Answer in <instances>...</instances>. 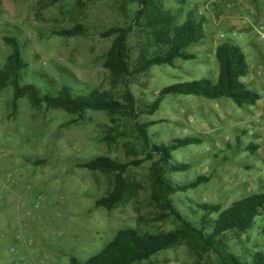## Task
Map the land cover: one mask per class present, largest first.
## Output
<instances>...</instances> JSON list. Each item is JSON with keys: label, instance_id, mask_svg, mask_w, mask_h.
Masks as SVG:
<instances>
[{"label": "rangeland", "instance_id": "rangeland-1", "mask_svg": "<svg viewBox=\"0 0 264 264\" xmlns=\"http://www.w3.org/2000/svg\"><path fill=\"white\" fill-rule=\"evenodd\" d=\"M213 1L164 0V5L178 13L180 21L191 11L203 17L209 48L219 43L239 46L249 70L256 72L259 64L264 66L255 62L258 49L264 52V40L257 34V29L264 27V0H219L223 12L241 14L231 31L209 27L208 21L221 14H216ZM138 9L129 0H0V70L12 53L4 38H16L31 71L41 73H31L28 79L23 76L22 86L39 85L53 96L63 84L83 90L92 87L110 91L121 101L128 91L139 112L167 87L202 79L217 82L215 52L207 46H193L188 53L197 57L194 61L153 67L124 85L114 83L104 63L116 37L104 38L102 34L116 28L132 29L127 40L130 69L137 67L142 55L151 58L157 51L151 34L135 24ZM75 27L83 28L85 35L66 38L57 34ZM42 74L49 78L42 79ZM248 86L264 96V84L260 90L251 83ZM12 98L11 88L0 95V264H70L72 257L86 262L121 230L156 234L179 228L173 218L163 219L151 200V162L145 161L130 120L116 118L113 122L106 114L92 112L80 120L63 111L34 109L26 99L19 102L14 114ZM139 122L156 124L149 134L159 146H169L177 139H202L200 146L176 151L171 162L190 166L186 173L170 176L176 183L210 179L194 191L173 197L176 209L195 227L199 217H191L188 208L205 203L226 209L243 198L264 193L263 102L238 108L229 99L169 95L155 115H141ZM249 145L260 149L253 154ZM102 157L127 164L143 161L139 167L131 166L127 174L129 182L137 186L136 195L113 211L96 207V202L112 191L113 178L80 168ZM8 175H12L11 181ZM242 239L246 242H240L233 254L244 261H250L255 252L264 254V215ZM143 264L219 261L213 254L184 245Z\"/></svg>", "mask_w": 264, "mask_h": 264}, {"label": "trees", "instance_id": "trees-1", "mask_svg": "<svg viewBox=\"0 0 264 264\" xmlns=\"http://www.w3.org/2000/svg\"><path fill=\"white\" fill-rule=\"evenodd\" d=\"M129 1L139 7L135 24L142 26L151 34L152 41L155 42L152 45L157 51L151 58L142 55L137 67L131 70L127 40L132 29L116 28L102 34L104 38L116 37L104 63V68L109 71L114 83L124 85L134 75L147 74L153 67H173L177 61H194L197 57L188 53V49L193 46H207L209 51L215 52L219 71L217 82L202 79L167 87L159 93L158 98L151 105L140 112L135 98L128 91L124 93L123 101H121L110 91L92 87L86 90L72 87L70 89L63 84L59 93L53 96L48 94L44 87L39 88V85L37 87L33 84L23 86L20 84L23 76L28 79L31 73H41L31 71L16 38H4V42L12 49V53L4 69L0 70V95L12 89L13 113H17L19 102L26 99L34 109L63 111L80 120H84L89 112L106 114L112 118L113 122L116 118L130 120L136 128L137 140L143 147L145 161L151 162V200L161 212L163 219L173 218L179 225L177 230L168 233L153 234L135 229L121 230L101 253L86 262L72 257L70 264H143L164 252L184 245L205 254L215 255L219 264H264L263 253L250 254V261H244L233 254L236 253L235 248L239 247L240 242L241 245L246 242L242 237L249 233L255 220L264 215V193L243 198L226 209L219 205L205 203L195 208H188L191 217L193 215L199 217L198 225L195 227L194 223L188 219L189 217H185L176 209L173 197L194 191L208 184L210 179L199 177L190 183H176L170 176L186 173L190 166L188 164L172 165L171 162L176 151L190 146H200L203 143L202 139L196 137L177 139L169 146H159L153 143L149 134V129L156 124L139 122L141 115H155L169 95L193 96L208 101L229 99L238 108L255 107L260 102L261 96L244 81L249 72L246 54L239 46L229 43H219L209 48L204 29L205 19L195 16L192 11L188 12L183 21H180V15L167 9L164 0ZM57 34L74 38L85 35V31L81 27H75ZM41 78L49 77L42 74ZM89 91L90 93L86 95H80ZM259 149L257 145L248 147V151L253 154ZM127 152L132 154L130 150ZM133 155L136 156V154ZM142 164L143 161L127 164L104 157L81 164V169L100 173L114 180L112 191L96 202V207L113 211L122 203L132 199L137 193V186L129 182L127 174L131 166L139 167ZM233 239L236 240L234 244H232Z\"/></svg>", "mask_w": 264, "mask_h": 264}, {"label": "crops", "instance_id": "crops-1", "mask_svg": "<svg viewBox=\"0 0 264 264\" xmlns=\"http://www.w3.org/2000/svg\"><path fill=\"white\" fill-rule=\"evenodd\" d=\"M226 2H228L227 0H224ZM232 1H238V0H232ZM216 4V14L219 12L221 13L220 16H216L217 18L211 19L209 20V27H212L213 30L218 28H223L224 30H233V23H235V20H239L241 19V14H235L233 11H227L225 10V12H223V9L218 6V2L219 0H214L213 1ZM231 4V3H230ZM230 8V6H227V8ZM242 7V5H241ZM259 51L257 52V56L255 58V62L257 61V63H264V52L260 49H258ZM263 64H259L257 66V71L256 72H252L249 70L248 75L246 77V79L244 80L247 84L251 83L254 86L259 87V90L262 89V86L264 84V66H262ZM251 69V68H250ZM260 95V94H259ZM261 99L260 103L263 102L264 104V96H262V92H261Z\"/></svg>", "mask_w": 264, "mask_h": 264}, {"label": "built area", "instance_id": "built-area-1", "mask_svg": "<svg viewBox=\"0 0 264 264\" xmlns=\"http://www.w3.org/2000/svg\"><path fill=\"white\" fill-rule=\"evenodd\" d=\"M257 34L261 36V38L264 40V27L261 26L259 29H257ZM7 179L9 181L12 180V175H8ZM2 200V196L0 195V201Z\"/></svg>", "mask_w": 264, "mask_h": 264}]
</instances>
